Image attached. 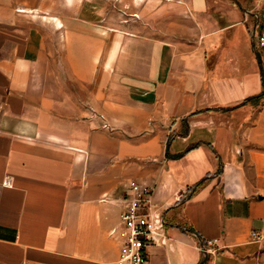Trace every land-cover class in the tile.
<instances>
[{"label": "crops", "instance_id": "obj_1", "mask_svg": "<svg viewBox=\"0 0 264 264\" xmlns=\"http://www.w3.org/2000/svg\"><path fill=\"white\" fill-rule=\"evenodd\" d=\"M72 1L0 0V264H115L131 180L148 264H264L262 0Z\"/></svg>", "mask_w": 264, "mask_h": 264}, {"label": "built area", "instance_id": "obj_2", "mask_svg": "<svg viewBox=\"0 0 264 264\" xmlns=\"http://www.w3.org/2000/svg\"><path fill=\"white\" fill-rule=\"evenodd\" d=\"M252 38L256 49L264 51V0L256 14V20L252 29ZM105 128H108L105 126ZM152 191L147 186L131 180L127 183L123 209L119 216V222L109 230V237L118 246V256L115 264H148L145 254L146 247L152 241L149 228L150 214L149 202ZM251 237L259 240L257 233H251ZM217 240L205 241L204 251L211 252L212 246Z\"/></svg>", "mask_w": 264, "mask_h": 264}, {"label": "rangeland", "instance_id": "obj_3", "mask_svg": "<svg viewBox=\"0 0 264 264\" xmlns=\"http://www.w3.org/2000/svg\"><path fill=\"white\" fill-rule=\"evenodd\" d=\"M73 4H74V6H80V7L86 8V9H92L93 8L92 0H75V1L71 2L72 6H70V7H74ZM117 4L119 6V9L121 8L123 11V13L119 12V14L122 16L121 19L123 21L124 18H127L126 14L129 15L132 13V11L126 9V5H125L124 1L117 0ZM37 21H39V23H41L44 27L53 23L52 20H48V18L42 19L41 17H39ZM56 34H57V37L62 40V33H56Z\"/></svg>", "mask_w": 264, "mask_h": 264}]
</instances>
